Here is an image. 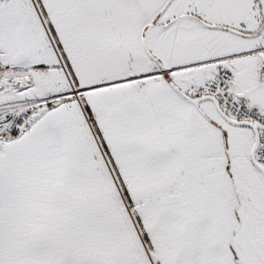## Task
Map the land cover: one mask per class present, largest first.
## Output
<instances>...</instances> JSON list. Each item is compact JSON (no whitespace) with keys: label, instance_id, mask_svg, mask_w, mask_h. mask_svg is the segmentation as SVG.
Segmentation results:
<instances>
[{"label":"snow or ice","instance_id":"snow-or-ice-1","mask_svg":"<svg viewBox=\"0 0 264 264\" xmlns=\"http://www.w3.org/2000/svg\"><path fill=\"white\" fill-rule=\"evenodd\" d=\"M0 264H264V0H0Z\"/></svg>","mask_w":264,"mask_h":264}]
</instances>
